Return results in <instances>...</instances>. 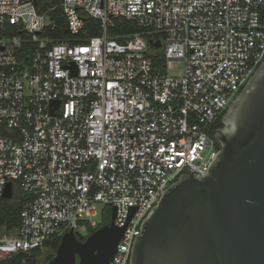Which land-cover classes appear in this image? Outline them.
<instances>
[{
	"label": "built area",
	"instance_id": "2783aa9c",
	"mask_svg": "<svg viewBox=\"0 0 264 264\" xmlns=\"http://www.w3.org/2000/svg\"><path fill=\"white\" fill-rule=\"evenodd\" d=\"M263 4L0 0V198L8 182L25 193L19 226L0 227V261L95 226L103 203L126 226L111 264H129L162 191L217 153L211 128L264 60ZM57 8L66 41L45 34ZM86 17L100 26L84 40ZM119 19L144 31L114 37Z\"/></svg>",
	"mask_w": 264,
	"mask_h": 264
},
{
	"label": "water",
	"instance_id": "95a60500",
	"mask_svg": "<svg viewBox=\"0 0 264 264\" xmlns=\"http://www.w3.org/2000/svg\"><path fill=\"white\" fill-rule=\"evenodd\" d=\"M37 3V0H35ZM160 48V41L149 40ZM205 174L182 173L136 235L129 264H264V60L222 116ZM14 196L8 182L3 198ZM66 232L50 264H111L126 226Z\"/></svg>",
	"mask_w": 264,
	"mask_h": 264
},
{
	"label": "trees",
	"instance_id": "16d2710c",
	"mask_svg": "<svg viewBox=\"0 0 264 264\" xmlns=\"http://www.w3.org/2000/svg\"><path fill=\"white\" fill-rule=\"evenodd\" d=\"M55 2H57V0H38L39 10L44 11ZM51 14L52 17L56 20V26L54 31H50V28H48L49 30H47L45 34L55 37H61V39L65 41L68 38L73 37L69 35L67 31V22L65 20V17L63 16V11L60 8H57ZM260 17L262 23L264 24V4L260 9ZM99 26L100 23L98 20L92 17H86L85 27L77 36L85 40L88 37L98 35ZM142 31H144L142 27H139L136 23L128 21L126 19L117 20L116 25L110 28V34L119 39H121L120 37L124 34L139 33ZM74 37L76 36L74 35ZM23 199L22 197L18 199V197L16 196L12 199L0 198V227L6 226L8 229L13 230L19 226ZM108 223H110V216L105 220L104 224ZM97 228L98 227L93 228V226H89L87 230L92 233ZM60 242L61 238H58L54 240L49 246V261H47V258L42 260V258L40 257L42 254L40 250H34L31 253H20L10 258H6L0 261V264H50V260L53 258Z\"/></svg>",
	"mask_w": 264,
	"mask_h": 264
},
{
	"label": "rangeland",
	"instance_id": "374dc122",
	"mask_svg": "<svg viewBox=\"0 0 264 264\" xmlns=\"http://www.w3.org/2000/svg\"><path fill=\"white\" fill-rule=\"evenodd\" d=\"M156 50H158L160 53L163 52V47L160 48H156ZM176 65V64H175ZM18 197V199L20 197H25V193L23 192V190L21 189V187L19 185H17V183L15 184V188H14V197ZM11 198V199H12ZM111 215H112V205H108V204H103V203H98L97 204V208H96V214L93 215L92 217H86L88 220H90V222H95V226H93V228L95 227H99L101 225H103L105 223V220L110 216V221H111ZM82 233H85L86 235L89 234L90 232L88 230L85 231H81ZM41 258L42 260L47 258V261H49V251L48 249H45L41 252Z\"/></svg>",
	"mask_w": 264,
	"mask_h": 264
},
{
	"label": "flooded vegetation",
	"instance_id": "af4514ba",
	"mask_svg": "<svg viewBox=\"0 0 264 264\" xmlns=\"http://www.w3.org/2000/svg\"><path fill=\"white\" fill-rule=\"evenodd\" d=\"M224 126L223 122H222V116L221 118L217 121V123L211 128V133L214 137V135L216 134V132L218 131V129L222 128ZM215 138V137H214ZM217 141V140H216ZM218 143V142H217ZM219 145V143H218ZM220 146V145H219ZM90 234V233H89ZM87 234V236L89 235Z\"/></svg>",
	"mask_w": 264,
	"mask_h": 264
}]
</instances>
